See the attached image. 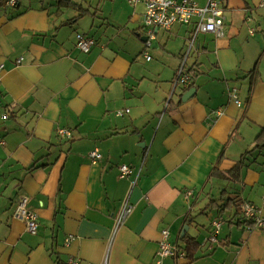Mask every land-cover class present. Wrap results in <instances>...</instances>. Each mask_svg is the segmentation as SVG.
I'll return each mask as SVG.
<instances>
[{"label":"crops","instance_id":"crops-1","mask_svg":"<svg viewBox=\"0 0 264 264\" xmlns=\"http://www.w3.org/2000/svg\"><path fill=\"white\" fill-rule=\"evenodd\" d=\"M261 1L223 0L224 34L198 36L185 68L197 91L183 101L173 81L190 27L155 28L147 48L142 4L21 0L7 8L0 0V264H105L126 198L134 210L108 264H157L164 230L186 256L163 264H264V229L238 214L247 201L264 217ZM250 26L259 27L255 36ZM78 33L94 39L89 53L77 48ZM232 86L243 107L231 102ZM95 149L102 157L93 162ZM123 164L133 169L128 179ZM24 195L36 234L14 216Z\"/></svg>","mask_w":264,"mask_h":264},{"label":"built area","instance_id":"built-area-1","mask_svg":"<svg viewBox=\"0 0 264 264\" xmlns=\"http://www.w3.org/2000/svg\"><path fill=\"white\" fill-rule=\"evenodd\" d=\"M20 0H3V4L7 8H14L19 4ZM132 5H145L144 26L148 29L146 42L147 48H150L155 39L154 29L159 28L167 32L171 31L176 25H185L191 28V34L187 40V49L184 54L181 66L177 70L175 79L173 81V91L176 89L189 90L195 86L194 74H190L185 70L187 58L190 56L195 42L200 34H214L218 37L223 36L225 25V8L223 0H206L204 5H200L195 0H129ZM257 8L264 9V0L260 2ZM251 17H247V21L252 22ZM261 23L259 24V26ZM262 25L264 30V16L262 18ZM259 27L250 26L249 35L255 36ZM95 41L93 38L84 34H77V48L84 53H89L94 47ZM148 60L151 59L148 52H144ZM21 60H18V64ZM1 69V68H0ZM229 97L231 102L236 106L242 107L243 103L239 96V89L237 87L230 88ZM168 107V106H166ZM129 112V110H126ZM124 114L123 110L117 112V115ZM222 111H216V115H222ZM59 136L67 138L72 137V132L68 129H60ZM90 158L93 162L99 160L102 154L98 149L90 152ZM120 178L128 179L133 174V169L127 164L119 166ZM133 186L137 184V179L133 181ZM192 192H189V195ZM134 210V205L129 198L122 201L119 212L115 217V224L112 235L108 241L107 254L105 264H108L114 240L118 231L124 226L126 220ZM238 214L245 220L254 221L255 227L264 229V217L260 214L256 205L243 201L238 202ZM15 218L21 219L25 222L26 231L30 234H36L38 231V216L29 208V198L27 196H20L14 212ZM222 218L218 217L212 222L211 232L206 239L211 244H216L219 241V233L222 226ZM73 236H68L65 240V246H70ZM186 256L183 251L176 244L169 241V232L163 231V239L160 243V249L157 254V264H163V261L170 257L184 258ZM68 264H92L84 262L78 258H70Z\"/></svg>","mask_w":264,"mask_h":264},{"label":"water","instance_id":"water-1","mask_svg":"<svg viewBox=\"0 0 264 264\" xmlns=\"http://www.w3.org/2000/svg\"><path fill=\"white\" fill-rule=\"evenodd\" d=\"M157 30H158V29H157ZM143 40H144V42H147L148 37L145 36V37L143 38ZM196 91H197L196 88H191L189 91H187V92L183 95V101H186V100L192 98V97L195 95ZM187 230H188V228L185 227V229L183 230V234H182V235H184V233H185Z\"/></svg>","mask_w":264,"mask_h":264},{"label":"trees","instance_id":"trees-1","mask_svg":"<svg viewBox=\"0 0 264 264\" xmlns=\"http://www.w3.org/2000/svg\"><path fill=\"white\" fill-rule=\"evenodd\" d=\"M197 77V75H195V78ZM194 86H192L191 88H193ZM243 103V102H242ZM244 105V104H243ZM243 105H242V107H243ZM257 148L259 147V146H256ZM251 152H248L247 154H250ZM241 165L243 164V161H241V163H240ZM240 167H242V166H240ZM215 173H219V172H215ZM229 202L231 203H235V201H234V199H229ZM253 204V203H252ZM244 223L245 224H248L251 228H255V224H254V221H251V220H246V221H244Z\"/></svg>","mask_w":264,"mask_h":264},{"label":"rangeland","instance_id":"rangeland-1","mask_svg":"<svg viewBox=\"0 0 264 264\" xmlns=\"http://www.w3.org/2000/svg\"><path fill=\"white\" fill-rule=\"evenodd\" d=\"M20 1H21V0H20ZM19 3H20V2H19ZM18 5H19V4H18ZM18 5H17V6H18ZM142 5H144V4H142ZM17 6H16V7H17ZM144 6H145V5H144ZM14 8H15V7H14ZM143 20H144V19H143ZM143 24H144V23H143ZM156 29L159 30V28H156ZM161 33H162V31H161ZM146 36H147V33H146ZM147 37H148V36H147ZM145 43H146V42H145ZM234 87H236V86H234ZM193 88H194V87H193ZM232 88H233V86H232ZM237 88H238V87H237ZM190 89H191V88H190ZM190 89H189V90H190ZM238 89H239V88H238ZM189 90H183V92L186 93V92L189 91ZM167 102L170 103V99H169ZM168 103H167L165 106H168ZM232 204H233V203H232ZM233 206H235V205L233 204Z\"/></svg>","mask_w":264,"mask_h":264}]
</instances>
